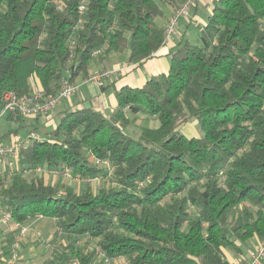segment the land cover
Instances as JSON below:
<instances>
[{"label":"trees","instance_id":"obj_1","mask_svg":"<svg viewBox=\"0 0 264 264\" xmlns=\"http://www.w3.org/2000/svg\"><path fill=\"white\" fill-rule=\"evenodd\" d=\"M79 1L0 0V97L27 96L33 82L53 95L63 79L86 76L97 51L150 59L165 43L158 2L184 0H87L78 25ZM115 96L109 116L90 105L63 111L49 138L17 157L21 172L64 168L102 186L76 192L15 172L0 194L12 222L55 219L75 238L64 256L76 264H96V248L127 264H224L237 242L264 245V0H215L166 74ZM138 114L159 127L125 133ZM192 119L202 136L180 132Z\"/></svg>","mask_w":264,"mask_h":264},{"label":"crops","instance_id":"obj_2","mask_svg":"<svg viewBox=\"0 0 264 264\" xmlns=\"http://www.w3.org/2000/svg\"><path fill=\"white\" fill-rule=\"evenodd\" d=\"M214 1L215 0H196L192 9L190 10L189 16L179 21L177 25V35L166 42L161 48H159L150 59L143 61L140 64H133L128 62L127 51H124L123 53L110 52L106 55L101 54V56H95L94 61L88 69V74L86 76H82V78L80 79V83L76 82L77 78L73 81L74 84L79 86L78 93L73 96L75 97L76 102L72 103L71 101H64L59 104L49 116L30 118L31 132H35L38 137H40L42 134V141L48 139L50 129L55 128L57 124L56 118L59 120V116L63 111L68 109H79L85 104H89L92 108L95 109L97 98H100L106 106L103 114L105 116L113 114L117 108V100L115 96L117 91H119L123 87H129L133 89L141 88L152 77H156L160 74H166L168 72L170 55L178 48L179 45L183 44L184 37L188 31V26H190L193 20L200 24V28L205 25L206 19L209 16V12ZM199 5L207 8V10H205V13L207 12V16L205 17L206 19H204L203 16H198L197 13ZM174 9L175 8L170 7L165 16H163L164 13L162 12V17H164V20L161 24V27L164 28L168 18L171 16ZM202 18L205 21H203ZM125 64H128L130 67H128V69H122V71L119 72L116 76L111 78L109 81H106L102 88H97L95 85L85 82V78L91 74L97 73L101 70L119 69L121 65ZM86 86L89 87L88 89L92 97H86L84 95L78 97L79 94H81L82 87ZM32 87L41 89L39 84L36 82L32 83ZM6 118L8 120L14 121L16 124H21V121L23 120H15L8 117ZM14 133H11L6 137L7 141L4 144H8L11 138L17 137L16 133ZM18 167L19 166L16 159L5 158L3 160H0V194L9 186L11 178L13 177L14 173L17 172ZM38 174L39 178L43 179L45 183L63 184L65 186H68V181H66L68 179H64L63 177L54 176L45 171L39 172ZM38 174H24V176L29 177V179H33L31 177H33L34 175L37 176ZM72 181V183L77 185L76 182L78 180L72 179ZM70 187L74 188V186ZM13 224L14 223L12 221L7 226H4L0 223V252L2 253L4 258L8 257L11 244L18 232ZM20 224H22V226L26 228V233L20 245L19 258L14 264H69L67 258L64 256L65 248L69 244V241L72 242V240H74L75 238L73 237V239H68L63 232L58 231L56 228L55 219L45 217H31L29 220H26L25 222ZM259 244L260 242L254 236L244 243L237 242V245L239 246V249L241 251L239 254H236L229 249H224V264L238 262L241 259L247 258ZM82 245L83 241L79 246ZM91 246L92 245L87 246L89 251H91L92 249ZM121 263H125V260L120 258L113 262V264ZM260 264H264V259L260 262Z\"/></svg>","mask_w":264,"mask_h":264},{"label":"built area","instance_id":"obj_3","mask_svg":"<svg viewBox=\"0 0 264 264\" xmlns=\"http://www.w3.org/2000/svg\"><path fill=\"white\" fill-rule=\"evenodd\" d=\"M196 0H184L177 8L174 9L171 16L168 18L164 26V36L165 43L177 35V25L179 21L183 18H187L190 14ZM60 0H58V3ZM87 0H80L78 4V22L80 25L82 22V17L86 10ZM70 45L74 46V41L72 38ZM164 43V44H165ZM100 52H94L93 56L99 55ZM130 67L128 64L121 65L119 69L114 70H101L97 73L91 74L85 78V82L95 85L97 88H102L106 81L116 76L122 69H128ZM79 86L71 83L67 78L63 79L60 83L59 90L53 95H46L42 89L33 88L32 91L23 97H19L12 92H4L0 97V115L6 116L11 119H23V118H36V117H46L51 114V112L62 102L68 101L74 95L78 93ZM96 109L103 113L106 109L105 104L100 98L96 99ZM127 107L125 108V110ZM38 141V137L35 132H31L26 138L13 137L8 142V144H0V160L5 158H13L17 160L19 153L28 144ZM98 163V162H97ZM104 166L108 169L109 164L103 162ZM36 172H40L35 170ZM44 171V170H42ZM41 171V172H42ZM29 173V171H28ZM49 174L54 176H60L64 179H72L70 173L67 169L59 168L57 170L48 171ZM88 182L96 183L97 180H90ZM31 217L43 218L42 215L36 214L27 217L29 220ZM11 214L0 207V223L7 226L10 222ZM13 226L18 230L14 237V240L10 247V252L7 258H4L0 252V264H14L19 258V250L24 235L26 233V228L20 223H14ZM82 244L81 239H77L75 242L76 246ZM95 257L97 259L96 264H112L114 261L105 256L104 253L95 249ZM264 259V245L259 244L255 250H253L247 258L241 259L238 262L228 263V264H260ZM69 264H76L71 262ZM124 264H127L126 262Z\"/></svg>","mask_w":264,"mask_h":264},{"label":"rangeland","instance_id":"obj_4","mask_svg":"<svg viewBox=\"0 0 264 264\" xmlns=\"http://www.w3.org/2000/svg\"><path fill=\"white\" fill-rule=\"evenodd\" d=\"M158 4L161 7L162 12L164 13L163 16H165L167 14V11L170 9V7L167 5L166 6L162 5L159 2H158ZM205 10H207L206 7L199 5V9H198V13H197L198 16L199 17L203 16L204 19H206L205 17L207 16V12L205 13ZM204 19L202 18L203 21H205ZM163 20H164V17L158 18L156 20L157 25L161 26ZM199 25L200 24H198L194 20L191 22L190 26H188V31L184 37L183 43L186 41L188 43H191V44L197 43L199 28H200ZM65 75L67 76L66 73H65ZM81 78H82V76L77 77L76 82L80 83ZM88 86H91V85H88ZM88 88L89 87H87V86L82 87L81 94H79L78 97H81V95H84L86 97H92ZM68 101L75 103L76 99H75V97H73V98L69 99ZM56 120H57L56 122H58L57 118H56ZM131 121H132L131 124L124 129V132L131 135L132 137H137L142 129H157L159 127L158 120L153 118V117H150L149 115H146V114H139V115L133 117L131 119ZM51 130L52 129H50V131ZM9 132H11V133L15 132L16 136L19 138H26L31 133L30 118H23V120L21 121V124H16L14 121L8 120L6 118V116L0 115V144L1 143L4 144L7 141L6 137H7V133H9ZM180 132L182 133V135H184L186 137H200V136H202V133L199 130L198 124L193 119L191 121H189L188 123H186L184 126H182L180 129ZM37 137H38V135H37ZM41 137H42V134L40 137H38V141H42L41 139H43V138H41ZM36 170L40 171V172L42 171L41 169H36ZM44 171L48 172L47 170H44ZM44 171H42V172H44ZM17 172L20 173L21 168L18 167ZM22 172L24 174H28V175H33V174L39 173V172H35V170L34 171L31 170V171H29V173H28V171L25 172V170L24 171L22 170ZM22 172L20 174H21V176H24V174ZM24 177L29 180V177H26V176H24ZM36 177L39 178V174L37 176L34 175L31 178H36ZM66 181H68L67 182L68 186H74L76 192H80L84 188L85 185L91 186L92 190L94 192H96L98 190V188L102 186L103 183H101V182H104L103 180H101V181L98 180V183L96 184V183H92V182H88V181H77L76 182L77 185H75L74 183H72L73 182L72 179L71 180L68 179ZM46 184H48V183H46ZM64 184H66V183H64ZM49 185H54V183H50ZM107 185H109V184H107ZM89 245H92L91 248L94 249L93 243H90ZM121 264H124V263H121Z\"/></svg>","mask_w":264,"mask_h":264},{"label":"water","instance_id":"obj_5","mask_svg":"<svg viewBox=\"0 0 264 264\" xmlns=\"http://www.w3.org/2000/svg\"><path fill=\"white\" fill-rule=\"evenodd\" d=\"M84 106H85V107H88V106H89V104H85Z\"/></svg>","mask_w":264,"mask_h":264}]
</instances>
